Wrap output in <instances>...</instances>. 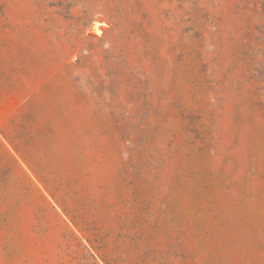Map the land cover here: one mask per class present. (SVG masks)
<instances>
[{
    "label": "rangeland",
    "instance_id": "obj_1",
    "mask_svg": "<svg viewBox=\"0 0 264 264\" xmlns=\"http://www.w3.org/2000/svg\"><path fill=\"white\" fill-rule=\"evenodd\" d=\"M261 0H0V264H264Z\"/></svg>",
    "mask_w": 264,
    "mask_h": 264
},
{
    "label": "trees",
    "instance_id": "obj_2",
    "mask_svg": "<svg viewBox=\"0 0 264 264\" xmlns=\"http://www.w3.org/2000/svg\"><path fill=\"white\" fill-rule=\"evenodd\" d=\"M261 6H262L263 17H264V0H261ZM261 28H263L262 31H261V33L264 36V24H262ZM259 72H260V77L262 79H264V65H261L260 66Z\"/></svg>",
    "mask_w": 264,
    "mask_h": 264
}]
</instances>
